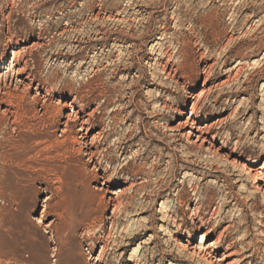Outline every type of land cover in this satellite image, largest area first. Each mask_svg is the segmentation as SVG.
Instances as JSON below:
<instances>
[{"label":"rangeland","instance_id":"rangeland-1","mask_svg":"<svg viewBox=\"0 0 264 264\" xmlns=\"http://www.w3.org/2000/svg\"><path fill=\"white\" fill-rule=\"evenodd\" d=\"M28 76L30 126L0 122V264H264V174L246 175L264 160V0H0L1 84L22 95Z\"/></svg>","mask_w":264,"mask_h":264},{"label":"bare ground","instance_id":"bare-ground-1","mask_svg":"<svg viewBox=\"0 0 264 264\" xmlns=\"http://www.w3.org/2000/svg\"><path fill=\"white\" fill-rule=\"evenodd\" d=\"M159 39H161V37ZM17 44H19V43H17ZM23 50L25 52V47H22V45H18V47H15L13 49V51H12L13 55H12V58H11V63L12 64H14V65L15 64H18L17 63V56H20L21 58H23V56H24V53H22ZM167 64L169 65V61H167ZM22 69L23 70H26V67H23ZM170 70L171 71L173 70L174 72H176V69H174V66L173 65H170ZM168 74H170V72H168ZM27 80H29L27 83H23L22 82L24 84L23 85V88H22L24 93L22 95L16 94V93H14V91L10 90V87L7 84L5 78L3 79V85L1 84V81H0V122L1 121H3V122L4 121L5 122L9 121L10 124L13 126V128H14V126H17V125H19V126L20 125H23L26 128L30 126L29 123H28V121H27V116H28L27 115V112L24 109V100L27 99L26 98V94H29V91L31 89V83L34 82V80L32 78H30L29 76H28ZM18 88H19V83H17L14 86V89L13 90H15V89L17 90ZM34 89L36 90V92L30 97V99L33 100V101L39 99V96H41V94L39 92V88L35 87ZM194 92L190 94V97H193V98H196L197 99L198 97L201 96V92L202 91L199 92L198 94H197V91L195 93ZM41 97L44 99V101L46 100V97L45 96H41ZM25 103H26V101H25ZM71 104H73V102H71ZM56 111L57 110L55 109V112ZM195 111H196V109H195V106L193 105V107L191 109V115L187 119L184 118L183 121H180L178 123L177 128L179 130H182V129L187 128V127H189V129H192L193 124H195L198 121V119L196 121H194L193 112H195ZM77 113H78V111H74V115H72L70 113H66V115H64V117L66 118V121L64 123L65 128L62 130L63 133H65V132H67L69 130V128H70V126H69L70 122L76 121ZM31 115H32V113H31ZM54 116H56V115H54ZM90 117H91V115L88 116V114H87V118L81 119L82 121L80 122V125H81L80 130L81 129L82 130H85L84 134H87V131L89 130L88 129L89 127H86L85 128V124H89ZM52 123H54V121ZM214 128L215 127L213 125H211V123H205L202 126L198 127L199 134L196 136L195 142H198L199 145H203L205 143H209L210 146L214 148L213 143L215 141L214 140L215 137L211 135L212 132H213V130H214ZM184 132H183L184 135L186 133H190V131H184ZM210 135H211V140L208 139V137ZM97 137H98V135H94V137H92L89 142L88 141H85L84 142V145H85L86 149L84 150L83 154L85 156H88V160L89 161H92L94 159L95 155L98 154V151H97L98 149L96 148L97 147V145H96L97 144V142H96V138ZM2 157L4 158L5 156L2 155ZM262 162L256 168H253L252 165H250V166L247 167L246 175H247V178L249 180H252V181L256 182V181L261 180L263 178V174H264V160ZM94 165H95V163H94ZM102 199H103V201H101V202L104 204V198L102 197ZM111 199H112V201H116L118 203L120 202V199L119 198H111V197L108 198V200H111ZM46 200H48V198ZM46 200L44 202H46ZM116 208H117V204L114 205V210H116ZM127 209H128V207H126V210ZM44 211L45 210L42 211L41 217L39 219H37L38 222H41L40 219L42 218ZM46 226H47V228H51V224L50 223L47 224ZM132 239H135V238L132 237ZM201 240L202 241L205 240V238H204L203 235L201 237ZM6 243H7V241H6ZM206 244H207V246L205 247L206 249L204 251H202L201 257L206 256L205 255L206 254L205 252L206 251H210L209 249H211V248H213L215 246V242H212V241H209ZM3 245H5V244L4 243H1V245H0V251H3V248L6 246V245L5 246H3ZM189 249H191L192 252H195L196 247L195 246H190ZM226 257L227 256H224L220 260L222 261ZM208 262H210V260Z\"/></svg>","mask_w":264,"mask_h":264}]
</instances>
